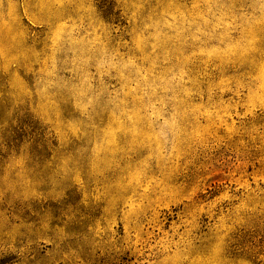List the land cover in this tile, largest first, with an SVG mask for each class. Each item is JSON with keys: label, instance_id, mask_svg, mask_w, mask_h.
I'll use <instances>...</instances> for the list:
<instances>
[{"label": "rangeland", "instance_id": "374dc122", "mask_svg": "<svg viewBox=\"0 0 264 264\" xmlns=\"http://www.w3.org/2000/svg\"><path fill=\"white\" fill-rule=\"evenodd\" d=\"M0 264H264V0H0Z\"/></svg>", "mask_w": 264, "mask_h": 264}]
</instances>
